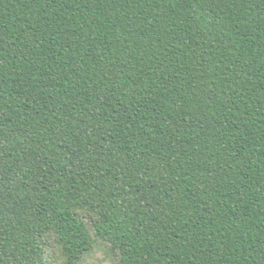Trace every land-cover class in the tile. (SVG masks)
<instances>
[{"label": "trees", "instance_id": "trees-1", "mask_svg": "<svg viewBox=\"0 0 264 264\" xmlns=\"http://www.w3.org/2000/svg\"><path fill=\"white\" fill-rule=\"evenodd\" d=\"M264 264V0H0V264Z\"/></svg>", "mask_w": 264, "mask_h": 264}, {"label": "rangeland", "instance_id": "rangeland-1", "mask_svg": "<svg viewBox=\"0 0 264 264\" xmlns=\"http://www.w3.org/2000/svg\"><path fill=\"white\" fill-rule=\"evenodd\" d=\"M85 264H109V263L104 259L103 253L97 250L90 258H88Z\"/></svg>", "mask_w": 264, "mask_h": 264}, {"label": "clouds", "instance_id": "clouds-1", "mask_svg": "<svg viewBox=\"0 0 264 264\" xmlns=\"http://www.w3.org/2000/svg\"><path fill=\"white\" fill-rule=\"evenodd\" d=\"M56 258L58 264H66V257L61 254V249L59 245H56Z\"/></svg>", "mask_w": 264, "mask_h": 264}]
</instances>
